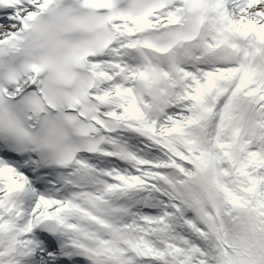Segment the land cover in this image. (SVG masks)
<instances>
[{
  "label": "snow or ice",
  "instance_id": "snow-or-ice-1",
  "mask_svg": "<svg viewBox=\"0 0 264 264\" xmlns=\"http://www.w3.org/2000/svg\"><path fill=\"white\" fill-rule=\"evenodd\" d=\"M0 264H264V0H0Z\"/></svg>",
  "mask_w": 264,
  "mask_h": 264
}]
</instances>
